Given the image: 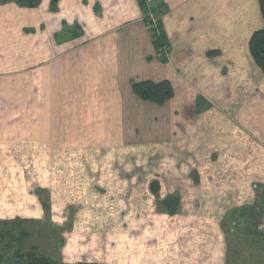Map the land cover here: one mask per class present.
Returning a JSON list of instances; mask_svg holds the SVG:
<instances>
[{"label": "crops", "instance_id": "0c3cea01", "mask_svg": "<svg viewBox=\"0 0 264 264\" xmlns=\"http://www.w3.org/2000/svg\"><path fill=\"white\" fill-rule=\"evenodd\" d=\"M157 1L164 46L138 0L0 2V264L50 259L33 225L57 264H230V233L264 237L259 0Z\"/></svg>", "mask_w": 264, "mask_h": 264}, {"label": "rangeland", "instance_id": "374dc122", "mask_svg": "<svg viewBox=\"0 0 264 264\" xmlns=\"http://www.w3.org/2000/svg\"><path fill=\"white\" fill-rule=\"evenodd\" d=\"M263 209H256L254 210L253 215L256 217V219L260 220V214ZM259 223V222H258ZM7 228V227H5ZM3 226H0L1 229H5ZM33 239L28 241L29 245H33L34 252H37L36 250H42L45 255H47L52 263L57 264V250L59 247V237L60 234L56 229H54L50 224L49 225H33ZM259 231V229H258ZM0 232V254L4 255V261L9 263L10 253L6 252V244H9L10 242L15 244L16 242L11 241V237H3ZM261 231L255 232V233H247L245 236L237 237L236 232L230 233V251H231V258L232 260L237 259L236 263H230V264H262L258 261L262 260L264 258V250L261 243L263 242V235L260 234ZM42 236V237H40ZM62 239L60 238V247L62 245ZM245 252H248V255L243 254ZM238 253V254H237ZM1 255V256H2ZM237 255V256H236ZM235 258V259H234ZM247 261H249L247 263ZM60 264H63V262L60 260Z\"/></svg>", "mask_w": 264, "mask_h": 264}, {"label": "trees", "instance_id": "16d2710c", "mask_svg": "<svg viewBox=\"0 0 264 264\" xmlns=\"http://www.w3.org/2000/svg\"><path fill=\"white\" fill-rule=\"evenodd\" d=\"M7 1H16L23 6L34 7L39 4L40 0H0V2ZM59 0H52V7L56 8V5ZM140 6L142 8V12L144 15V20L149 25L151 23L150 13H153L158 18V28L153 29L152 32L156 38V42L158 45H165V36L161 29L160 24V16L162 13V4L157 0H153L151 5H148L147 0H138ZM261 11L264 17V0H259ZM250 50L255 58L256 62L262 68L264 72V27L258 31H256L250 41ZM135 92L142 98L162 103L168 98H170L173 94V88L168 81L162 82H152V81H142L134 84ZM155 188V186H153ZM30 261L28 264H54L52 261L45 256H36L33 254L30 257Z\"/></svg>", "mask_w": 264, "mask_h": 264}, {"label": "built area", "instance_id": "2783aa9c", "mask_svg": "<svg viewBox=\"0 0 264 264\" xmlns=\"http://www.w3.org/2000/svg\"><path fill=\"white\" fill-rule=\"evenodd\" d=\"M147 3L148 5H151L153 3V0H147ZM150 19H151L150 26L153 29H157L158 28V18L153 13H150ZM259 229L264 231V210H262L260 214Z\"/></svg>", "mask_w": 264, "mask_h": 264}]
</instances>
